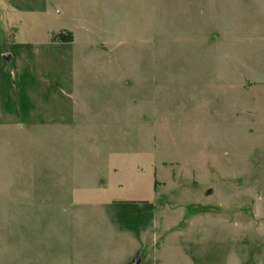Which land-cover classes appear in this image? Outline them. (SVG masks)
Segmentation results:
<instances>
[{"label":"rangeland","instance_id":"1","mask_svg":"<svg viewBox=\"0 0 264 264\" xmlns=\"http://www.w3.org/2000/svg\"><path fill=\"white\" fill-rule=\"evenodd\" d=\"M258 2L0 0V264H264Z\"/></svg>","mask_w":264,"mask_h":264},{"label":"trees","instance_id":"2","mask_svg":"<svg viewBox=\"0 0 264 264\" xmlns=\"http://www.w3.org/2000/svg\"><path fill=\"white\" fill-rule=\"evenodd\" d=\"M59 37L61 38V41L62 42H69V41H71L70 34H68V35H59Z\"/></svg>","mask_w":264,"mask_h":264},{"label":"crops","instance_id":"3","mask_svg":"<svg viewBox=\"0 0 264 264\" xmlns=\"http://www.w3.org/2000/svg\"><path fill=\"white\" fill-rule=\"evenodd\" d=\"M253 6H254V8H264L263 5H261L259 2H258L257 4H255V5H253ZM260 36H261L262 40L264 41V33L261 34ZM262 82H263V81H262ZM261 84H262V83H261ZM251 86H254V84L251 85Z\"/></svg>","mask_w":264,"mask_h":264},{"label":"water","instance_id":"4","mask_svg":"<svg viewBox=\"0 0 264 264\" xmlns=\"http://www.w3.org/2000/svg\"><path fill=\"white\" fill-rule=\"evenodd\" d=\"M138 261H139V256H136L135 257V263L134 264H138Z\"/></svg>","mask_w":264,"mask_h":264}]
</instances>
